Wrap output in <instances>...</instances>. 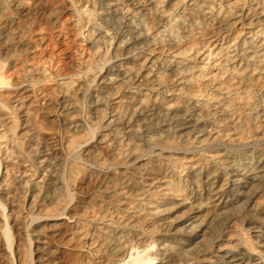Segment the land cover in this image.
I'll return each instance as SVG.
<instances>
[{
	"label": "bare ground",
	"instance_id": "obj_1",
	"mask_svg": "<svg viewBox=\"0 0 264 264\" xmlns=\"http://www.w3.org/2000/svg\"><path fill=\"white\" fill-rule=\"evenodd\" d=\"M72 2L67 13L65 0H0V191L7 199L0 202V257L19 261L14 237L24 241L25 264L35 251L58 254L50 241L67 236L75 187L96 200L70 241L110 254L114 264H201L222 222L261 205L264 0ZM77 100L94 124L71 120ZM53 102L68 132L89 134L65 160L42 137L44 118L33 108L55 109ZM90 141L100 151L83 152L86 168L78 148ZM33 166L39 181L28 180ZM150 192L160 199L148 201ZM115 202L123 204L117 215ZM175 209L181 215L170 219ZM144 217L160 237L131 244ZM247 230L264 248V228ZM238 248L224 252L221 264H264V252Z\"/></svg>",
	"mask_w": 264,
	"mask_h": 264
},
{
	"label": "rangeland",
	"instance_id": "obj_2",
	"mask_svg": "<svg viewBox=\"0 0 264 264\" xmlns=\"http://www.w3.org/2000/svg\"><path fill=\"white\" fill-rule=\"evenodd\" d=\"M66 12L74 11L76 6L73 4L72 0H65ZM49 72H52L51 69H48ZM55 90L56 85H52ZM171 89V86L170 88ZM126 98H128V94H125ZM164 97L163 95H161ZM129 99H126L125 102H128ZM76 108H78V113L73 114L71 116V120H79L85 121L94 124L95 121L92 120V114L90 113L89 108L86 107V104L83 100L74 101ZM57 103L53 102L52 106L56 107L55 109H48L47 107H43L42 103H35L33 108L37 111L38 115L44 118L43 124L39 127L41 131V135L45 139H50L47 144L51 146H56L57 154L59 159L65 160L70 156V152L73 147H77L83 142L88 140L89 134L87 131L81 132L79 134H72L65 129L64 125H62V117ZM111 107L107 108V112L110 111ZM51 120L55 121V127H50ZM99 127V130L102 131L103 123L96 124ZM123 132L127 131L128 126L126 124H120L118 126ZM20 131H18L19 133ZM13 142H11V146ZM4 146V145H3ZM85 150L91 151H100L99 147L96 145L95 141H90L87 145H83L81 148H78L79 154L81 156L82 165L86 168H90L92 165L87 160V156L83 153ZM50 152H53L52 150ZM198 158V157H197ZM196 158V159H197ZM29 169V168H28ZM120 170V169H119ZM117 170V171H119ZM28 180L31 181H39L41 180V172L33 166V168L28 173ZM71 190L74 194V202L71 205L70 210L68 211V215L72 218L69 223L65 224L66 237H63L61 242H57L51 240V246L53 248H57L58 254L51 256L50 258L46 256L43 252L35 251L34 253V261L33 264H46L45 260H54L55 264H85L87 262L92 264H114L116 263V259H114L110 254L103 252L102 254L95 253V250H90L87 248H83L78 242L70 241L71 233L75 230V222L81 218L80 215H83L85 211H89V207H91V200H96L94 196L96 194L93 191L85 190L83 193L78 191L75 187ZM103 195V194H100ZM184 194L178 193L173 198V201L176 202L182 198ZM104 196V195H103ZM160 194L158 192H150L146 194V199L151 203H155L160 199ZM260 203L261 205L257 210L246 211L241 214L234 215L224 222H222L217 228L215 232V238L212 241V247L206 249L205 252H202V256L200 257L201 264H221L222 259L220 258L224 252L226 251H235L239 250L238 245H240L241 249L247 250L254 256H259L262 252H264V248H262L254 238L253 233L248 231V227L251 225H259L264 228V190L260 193ZM172 198V197H170ZM29 199V198H28ZM28 199H24L22 196L19 197V201H21V215L26 216V214L30 211L28 206ZM123 202L126 201V198L122 197ZM100 200V199H97ZM129 202L137 204L135 198H129ZM0 202L2 204H7V199L3 197L2 191H0ZM119 204V205H118ZM123 206L122 202H115L112 208V211H115L114 215H117L119 209ZM52 211L48 210L47 212H43V215H52ZM181 215V210L175 209L170 212L168 217L170 219L178 218ZM1 216V215H0ZM119 217V216H118ZM117 219V217H116ZM153 218L144 217L142 220V228L140 230H133L129 233L128 240L131 244H146L148 245L153 240H157L160 236L159 234L153 230L152 224L154 223ZM161 220H163L161 218ZM157 226L161 227L165 221H160V219H155ZM43 224L42 222L38 224ZM90 234L93 236L95 229H89ZM173 233V232H172ZM13 234H16L13 231ZM169 236H177L178 234H167ZM43 238V235L40 236ZM18 240V241H17ZM14 244L19 245V254L20 259L17 261L16 256L12 259H8L6 257H0V264H25V247L24 241H19V237H14ZM33 245H37V243H33ZM34 247V246H33ZM3 243L0 242V250H3ZM36 250V249H35ZM157 248L153 251L155 252ZM2 252V251H1ZM2 252L1 254H3ZM0 254V255H1ZM156 263V262H154Z\"/></svg>",
	"mask_w": 264,
	"mask_h": 264
}]
</instances>
